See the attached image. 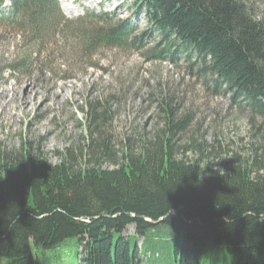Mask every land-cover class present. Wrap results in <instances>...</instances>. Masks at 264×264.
<instances>
[{
  "label": "trees",
  "instance_id": "trees-1",
  "mask_svg": "<svg viewBox=\"0 0 264 264\" xmlns=\"http://www.w3.org/2000/svg\"><path fill=\"white\" fill-rule=\"evenodd\" d=\"M7 3L2 20L27 27L33 39L67 21L58 0ZM135 6L167 57L192 60L264 124V20L251 5L135 0ZM106 29L107 41L130 31ZM160 106L163 127L148 140L127 138L119 156L99 126L89 130L84 165L70 149L51 164L28 142L18 153L0 148V264H264V144L244 158L234 154L220 169L177 158L173 137L188 121L175 122L168 104ZM90 111L100 118L97 106ZM105 161L113 167H103Z\"/></svg>",
  "mask_w": 264,
  "mask_h": 264
},
{
  "label": "rangeland",
  "instance_id": "rangeland-1",
  "mask_svg": "<svg viewBox=\"0 0 264 264\" xmlns=\"http://www.w3.org/2000/svg\"><path fill=\"white\" fill-rule=\"evenodd\" d=\"M245 1L264 20V0ZM58 3L67 21L43 31L40 40L0 17V148L18 153L28 142L51 164L70 149L84 165L89 130L101 127L119 156L127 138L148 140L163 127V101L175 122L188 121L173 137L177 158L220 169L234 154L244 158L264 144L260 119L232 103L192 60L166 56L135 0ZM6 6L7 0L0 10ZM115 26L130 31L123 39L104 40L102 31ZM94 105L98 120L90 111ZM103 167L113 165L105 161ZM132 231L128 226L127 234Z\"/></svg>",
  "mask_w": 264,
  "mask_h": 264
}]
</instances>
